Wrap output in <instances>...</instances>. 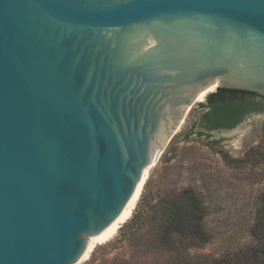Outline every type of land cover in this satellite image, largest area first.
Returning <instances> with one entry per match:
<instances>
[{
	"label": "water",
	"instance_id": "water-1",
	"mask_svg": "<svg viewBox=\"0 0 264 264\" xmlns=\"http://www.w3.org/2000/svg\"><path fill=\"white\" fill-rule=\"evenodd\" d=\"M210 86L264 97V0H0V264L76 262Z\"/></svg>",
	"mask_w": 264,
	"mask_h": 264
},
{
	"label": "rangeland",
	"instance_id": "rangeland-1",
	"mask_svg": "<svg viewBox=\"0 0 264 264\" xmlns=\"http://www.w3.org/2000/svg\"><path fill=\"white\" fill-rule=\"evenodd\" d=\"M214 91L191 106L163 147L131 216L86 260L71 264H178L185 258L239 264L249 259V249L256 244L251 228L264 200V107L231 135L199 132L200 103ZM187 190L203 208L207 240L174 236L162 244L161 211L180 204ZM138 212L142 220L135 224Z\"/></svg>",
	"mask_w": 264,
	"mask_h": 264
},
{
	"label": "trees",
	"instance_id": "trees-1",
	"mask_svg": "<svg viewBox=\"0 0 264 264\" xmlns=\"http://www.w3.org/2000/svg\"><path fill=\"white\" fill-rule=\"evenodd\" d=\"M234 89L216 88V90L207 95L215 96L220 93H229ZM253 94V93H252ZM203 105V103H200ZM255 105L251 104L250 107ZM215 122L228 123L230 117L227 113H217ZM211 121V122H214ZM233 125V124H230ZM180 204L163 209L164 225L160 230L159 240L162 244H169L174 236H182L195 240L196 242H205L207 240L203 230L202 221L204 217L203 208L199 199L192 190L185 191ZM142 214L139 212L133 216V222L142 220ZM251 235L256 240V244L249 249V259H244L239 264H264V200L256 214L255 222L251 228ZM178 264H230L223 263L220 260L211 263H203L198 259L185 258Z\"/></svg>",
	"mask_w": 264,
	"mask_h": 264
},
{
	"label": "flooded vegetation",
	"instance_id": "flooded-vegetation-1",
	"mask_svg": "<svg viewBox=\"0 0 264 264\" xmlns=\"http://www.w3.org/2000/svg\"><path fill=\"white\" fill-rule=\"evenodd\" d=\"M251 104L255 106L250 107ZM200 107L202 113L196 122L199 125L198 131L220 132L221 130L235 128L246 118L253 117L259 112V109L264 107V97L243 90H235L208 97ZM217 113H227L230 121L228 123L215 122L214 119Z\"/></svg>",
	"mask_w": 264,
	"mask_h": 264
},
{
	"label": "bare ground",
	"instance_id": "bare-ground-1",
	"mask_svg": "<svg viewBox=\"0 0 264 264\" xmlns=\"http://www.w3.org/2000/svg\"><path fill=\"white\" fill-rule=\"evenodd\" d=\"M211 91H214V86H210L209 88L204 89L199 95H197L195 103L202 102L205 98V95ZM160 153L161 150H159L155 160L145 167L141 181L138 183L134 193L128 200L127 204L125 205L119 216L113 222H111L105 229H103L99 234L89 238L86 250L83 255L77 260V263L86 260L89 257L90 253L93 251V249L96 247V245L110 240L116 234L121 224H123L131 216L134 206L142 193L144 184L146 183V180L149 177V170L151 166L157 161L158 157L160 156Z\"/></svg>",
	"mask_w": 264,
	"mask_h": 264
}]
</instances>
